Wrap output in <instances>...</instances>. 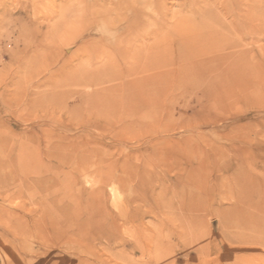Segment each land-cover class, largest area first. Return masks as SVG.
I'll use <instances>...</instances> for the list:
<instances>
[{
  "label": "rangeland",
  "instance_id": "374dc122",
  "mask_svg": "<svg viewBox=\"0 0 264 264\" xmlns=\"http://www.w3.org/2000/svg\"><path fill=\"white\" fill-rule=\"evenodd\" d=\"M261 198L264 0H0V264H217Z\"/></svg>",
  "mask_w": 264,
  "mask_h": 264
},
{
  "label": "bare ground",
  "instance_id": "6f19581e",
  "mask_svg": "<svg viewBox=\"0 0 264 264\" xmlns=\"http://www.w3.org/2000/svg\"><path fill=\"white\" fill-rule=\"evenodd\" d=\"M231 66H232V64H231ZM236 66H237V64H236ZM144 67L146 68V70H150V68H151V66H149V65L144 66ZM241 67H240V70L243 69V68L241 69ZM229 69H231V68H229ZM238 69H239V66H238ZM231 72H233V71H231ZM242 72H244V71H242ZM240 74H241V72H240ZM132 82H134V81H131V83ZM119 84H124V83H119ZM134 84H135V82H134ZM261 203H263V205H264V199L263 198H261L260 201H258V203H256V204L259 207V204H261ZM254 204H252V205H254ZM263 207L261 208V210H259V212H261V214L256 215V216L250 215L251 217H249V214H247L248 213V211H247L246 218L244 217L243 214H242L243 216L240 215V213L242 211V207L238 208L237 206H233L231 209H229L231 212H233L235 214L234 216H232V218H230L228 216L227 212L223 213V214L220 212L219 221L222 224V227H224V229L221 232H219V237L222 240L223 245L226 247V249L224 248L225 251L222 250L223 252L222 251L219 252L217 264H222L220 261L224 262L222 260L223 258H226V259L232 258L231 264H233L234 262L236 263V261L238 259H241V257L239 256V253L249 249L250 246H253L256 249L264 248V209H263ZM259 209H260V207H259ZM255 214H258V213H255ZM255 214H253V215H255ZM206 237H207V235H206ZM208 238L211 239L209 236H208ZM235 242L237 244H235ZM140 252L143 255H145V254L151 255L150 250L146 251L143 249ZM203 259H205V258H203ZM203 259H202V261H203ZM245 260H247V259H245ZM204 261H203V263H204ZM261 262H264V257L261 258Z\"/></svg>",
  "mask_w": 264,
  "mask_h": 264
}]
</instances>
